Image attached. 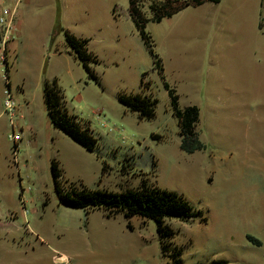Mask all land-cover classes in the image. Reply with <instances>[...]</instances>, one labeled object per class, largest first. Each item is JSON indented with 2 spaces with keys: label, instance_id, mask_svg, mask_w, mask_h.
<instances>
[{
  "label": "rangeland",
  "instance_id": "rangeland-1",
  "mask_svg": "<svg viewBox=\"0 0 264 264\" xmlns=\"http://www.w3.org/2000/svg\"><path fill=\"white\" fill-rule=\"evenodd\" d=\"M127 9V0H22L8 40L0 29V264H174L154 221L60 205L52 160L62 184L122 192L144 182L183 196L205 220L165 219L182 264H264V0L205 3L146 26L180 108L199 109L205 149L193 154L179 148L163 81ZM65 30L88 40L98 82L67 53ZM143 75L157 100L152 120L117 99L141 93ZM53 79L95 152L51 124L43 86Z\"/></svg>",
  "mask_w": 264,
  "mask_h": 264
},
{
  "label": "trees",
  "instance_id": "trees-1",
  "mask_svg": "<svg viewBox=\"0 0 264 264\" xmlns=\"http://www.w3.org/2000/svg\"><path fill=\"white\" fill-rule=\"evenodd\" d=\"M127 13L136 28L145 48L152 58L155 70L158 71L163 87L167 92L172 116L177 121L180 138V150L193 154L205 149L200 141L197 125L199 123V109L195 105L180 108L179 96L164 78V69L161 59L154 51L151 36L146 32L148 23H160L169 19L188 7H199L205 3L217 4L219 0H127ZM64 44L67 53L82 65L89 78L98 82L91 67L98 64L95 55L88 49V40L77 38L69 31H64ZM6 72L8 69L6 68ZM141 93H118V102L129 112L136 113L139 120H152L155 118L157 100L145 94L147 83L144 75L140 80ZM43 99L48 116L53 127L73 142L83 147L88 152H95L98 141L89 126L76 115L70 114L66 107L65 97L59 88L56 79L46 81L43 86ZM154 140H161L158 135H153ZM155 166V162L153 163ZM107 169L103 165V172ZM50 170L54 180L55 191L60 205L72 209H82L87 213L90 210L102 209L107 218L122 214L127 220L138 217L143 220H152L156 225V232L160 240L163 254H168L174 264H182V250L174 243L175 232L165 224V219H177L182 223L199 218L204 221L202 212L194 210L186 199L175 193L147 186L144 182L133 189L122 192H108L100 189L89 190L82 184H63L59 181L62 177L61 169L55 160L50 163ZM253 243H257L249 238ZM212 264H225L224 261Z\"/></svg>",
  "mask_w": 264,
  "mask_h": 264
},
{
  "label": "built area",
  "instance_id": "built-area-1",
  "mask_svg": "<svg viewBox=\"0 0 264 264\" xmlns=\"http://www.w3.org/2000/svg\"><path fill=\"white\" fill-rule=\"evenodd\" d=\"M6 1L7 0H0V29L3 33V41L8 40L12 34V29L14 27L17 14V7L22 2V0H14V4L12 3L11 6H8L9 4L6 3ZM4 105L6 109H10L13 106L11 96L8 93H6ZM13 153H17V150H14Z\"/></svg>",
  "mask_w": 264,
  "mask_h": 264
},
{
  "label": "crops",
  "instance_id": "crops-1",
  "mask_svg": "<svg viewBox=\"0 0 264 264\" xmlns=\"http://www.w3.org/2000/svg\"><path fill=\"white\" fill-rule=\"evenodd\" d=\"M200 138V137H199Z\"/></svg>",
  "mask_w": 264,
  "mask_h": 264
}]
</instances>
